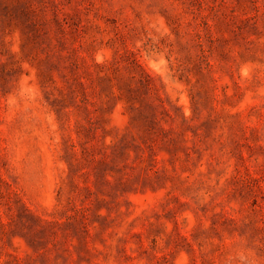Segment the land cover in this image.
<instances>
[{
    "label": "rangeland",
    "instance_id": "374dc122",
    "mask_svg": "<svg viewBox=\"0 0 264 264\" xmlns=\"http://www.w3.org/2000/svg\"><path fill=\"white\" fill-rule=\"evenodd\" d=\"M0 264H264V0H0Z\"/></svg>",
    "mask_w": 264,
    "mask_h": 264
}]
</instances>
